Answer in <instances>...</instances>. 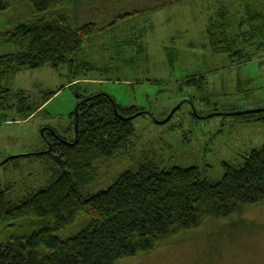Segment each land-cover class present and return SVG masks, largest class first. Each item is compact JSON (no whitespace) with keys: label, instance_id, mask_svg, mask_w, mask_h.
Here are the masks:
<instances>
[{"label":"rangeland","instance_id":"1","mask_svg":"<svg viewBox=\"0 0 264 264\" xmlns=\"http://www.w3.org/2000/svg\"><path fill=\"white\" fill-rule=\"evenodd\" d=\"M83 1L70 9L82 17L80 22L100 25L122 12L124 3L134 14L85 40L58 69L45 65L0 80L36 102L46 89L66 83L28 118L20 119L12 108L0 110V190L9 199L18 200L48 182L55 163L46 154L44 136L53 139L47 133L55 131L72 137L74 92H104L121 105L144 111L133 119L134 131L122 152L99 160L98 179L86 186L87 192L107 188L123 170L145 160L160 168L195 165L203 175L218 179L222 161L237 163L263 144L260 123H240L232 114L264 106V49L250 61H231L211 49L205 30L224 2L234 15L231 34L240 40L264 24V0L249 4L250 11L258 10L251 15L244 0H186L153 10L149 8L159 1ZM27 2H11L7 15H0V28L24 17ZM16 51V45L0 43V54ZM13 155L17 157L9 158ZM22 221L0 224V238L11 234L7 224ZM79 229L72 225L57 236L65 239ZM117 264H264V204L243 207L227 219H208L195 231L165 239L154 250Z\"/></svg>","mask_w":264,"mask_h":264},{"label":"trees","instance_id":"2","mask_svg":"<svg viewBox=\"0 0 264 264\" xmlns=\"http://www.w3.org/2000/svg\"><path fill=\"white\" fill-rule=\"evenodd\" d=\"M14 1L0 0V15ZM184 1L154 0L149 10ZM244 1L248 15L258 11H250L254 0ZM221 3L206 26L208 43L231 61H250L254 52L264 49V24L239 40L238 34H231L234 15ZM82 4L83 0H28L24 17L0 28V43L18 47L0 54V80L45 65L58 69L85 40L134 14L124 3L122 12L100 25L80 22L82 17L70 9ZM57 8L61 10L49 17ZM168 57L172 64L169 52ZM63 87L45 90L36 102L24 90L0 84V110L12 108L20 119L28 118ZM74 96L72 137L47 133L55 142L46 153L55 163L48 182L18 200L0 190V224L23 219L7 224L12 232L0 238V264H117L154 250L165 239L195 231L208 219H227L243 207L264 204V142L237 163L222 161L218 179L203 175L195 165L160 168L145 160L123 170L107 188L85 191L98 179L99 160L122 152L133 134V119L144 111L134 104L121 105L104 92ZM232 115L240 123L257 122L264 129V106ZM76 224L78 231L65 239L57 236Z\"/></svg>","mask_w":264,"mask_h":264},{"label":"flooded vegetation","instance_id":"3","mask_svg":"<svg viewBox=\"0 0 264 264\" xmlns=\"http://www.w3.org/2000/svg\"><path fill=\"white\" fill-rule=\"evenodd\" d=\"M45 140L48 142V145L46 146V148H50L52 146V144H54L55 142L53 141V139H49L48 136L44 137Z\"/></svg>","mask_w":264,"mask_h":264},{"label":"water","instance_id":"4","mask_svg":"<svg viewBox=\"0 0 264 264\" xmlns=\"http://www.w3.org/2000/svg\"><path fill=\"white\" fill-rule=\"evenodd\" d=\"M75 115H76V119H77V112H76V109H75ZM74 129H75V133H76V131H77V120H76V122H75ZM15 157H17V155L10 156L9 158H15Z\"/></svg>","mask_w":264,"mask_h":264},{"label":"crops","instance_id":"5","mask_svg":"<svg viewBox=\"0 0 264 264\" xmlns=\"http://www.w3.org/2000/svg\"><path fill=\"white\" fill-rule=\"evenodd\" d=\"M64 85H66V83H65ZM44 86L50 88V86H47V85H44ZM46 90H49V89H46ZM43 105H44V104H43ZM43 105H42V106H43ZM43 108H44V107H42L41 110H43Z\"/></svg>","mask_w":264,"mask_h":264}]
</instances>
